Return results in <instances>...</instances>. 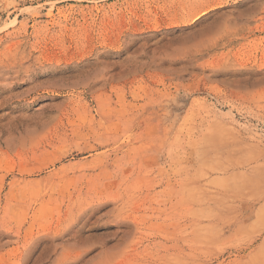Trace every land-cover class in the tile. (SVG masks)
Returning <instances> with one entry per match:
<instances>
[{"label": "rangeland", "instance_id": "1", "mask_svg": "<svg viewBox=\"0 0 264 264\" xmlns=\"http://www.w3.org/2000/svg\"><path fill=\"white\" fill-rule=\"evenodd\" d=\"M0 264H264V0H0Z\"/></svg>", "mask_w": 264, "mask_h": 264}]
</instances>
